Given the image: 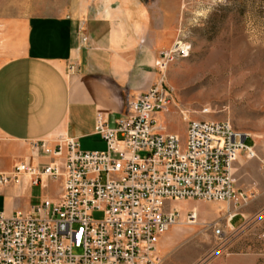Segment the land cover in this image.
Returning a JSON list of instances; mask_svg holds the SVG:
<instances>
[{
  "label": "built area",
  "instance_id": "obj_1",
  "mask_svg": "<svg viewBox=\"0 0 264 264\" xmlns=\"http://www.w3.org/2000/svg\"><path fill=\"white\" fill-rule=\"evenodd\" d=\"M166 64L158 62L161 69ZM173 103L163 80L138 95L127 94L115 127L98 116L103 151H83L66 136L55 148L33 143L55 161L41 167L20 163L13 174H0V183L19 182L27 174L33 185L43 177L63 180V191L30 213L0 216V264H159L157 244L180 217L168 201L232 202L234 165L242 152L254 155L249 135L228 121L185 118L182 140L159 125ZM95 212L103 218L93 219ZM185 217L195 224L198 212ZM235 217L229 211L227 223ZM214 231L224 235L220 226Z\"/></svg>",
  "mask_w": 264,
  "mask_h": 264
},
{
  "label": "rangeland",
  "instance_id": "obj_2",
  "mask_svg": "<svg viewBox=\"0 0 264 264\" xmlns=\"http://www.w3.org/2000/svg\"><path fill=\"white\" fill-rule=\"evenodd\" d=\"M121 1L0 0V65L11 56L3 42L14 22L66 14L108 16ZM140 1L148 13L145 41L157 45L153 84L163 80L174 99L171 112L159 116L160 127L166 126L184 140L185 118L230 122L249 135L247 143L254 152L252 156L242 152L254 162L242 177L243 183L259 186L264 182V0ZM177 43L189 48L187 56L179 45L172 52ZM161 61L169 63L167 69L158 65ZM106 147L98 138L80 142L83 151H103ZM45 191L57 197L61 186L54 182L47 190L43 186L32 188L35 206L42 203ZM194 201L167 202L168 207L179 210L180 217L165 235L166 240L159 242V264H264V192L245 207L253 209L246 214L247 219H233L234 229L227 227L224 204ZM194 207L198 221L189 224L185 216ZM102 218L103 213H93V219ZM218 226L224 230L223 236L215 233Z\"/></svg>",
  "mask_w": 264,
  "mask_h": 264
},
{
  "label": "crops",
  "instance_id": "obj_3",
  "mask_svg": "<svg viewBox=\"0 0 264 264\" xmlns=\"http://www.w3.org/2000/svg\"><path fill=\"white\" fill-rule=\"evenodd\" d=\"M147 28L148 13L140 0H122L108 16H36L11 24L3 42L11 56L0 65V174H13L23 162L41 167L55 161L34 148L35 142H45L50 148H55L61 136L79 144L85 138L105 142L96 133L98 116L115 127L126 95H138L156 80L157 45L145 41ZM163 129L168 131L166 126ZM236 164L234 200L208 202L224 204L223 217L230 211L245 220L253 210L245 207L261 197L264 182L259 186L243 183L242 177L254 165L245 154ZM54 182L61 186L59 195L45 191L42 200H58L63 191L60 179L43 177L40 185H33L25 174L19 182L0 183V216L32 212L31 189L43 186L47 190ZM190 201L194 200L177 202ZM193 209L198 212L197 207ZM232 221L228 227L234 229Z\"/></svg>",
  "mask_w": 264,
  "mask_h": 264
},
{
  "label": "bare ground",
  "instance_id": "obj_4",
  "mask_svg": "<svg viewBox=\"0 0 264 264\" xmlns=\"http://www.w3.org/2000/svg\"><path fill=\"white\" fill-rule=\"evenodd\" d=\"M178 45H179V49L182 48V49H184L186 52H188L186 45L181 46V43H177L176 46H174V47L172 48V52H175L176 48L178 49ZM168 66H169V63L167 62V64H166V69L168 68ZM165 71H166V70H165ZM165 71H164V75H165ZM177 224H178V223H177ZM230 225H231V224L228 222V223H227V227L230 226ZM174 226H175V225H174ZM158 243H159V242H158ZM157 253L159 254V244H157Z\"/></svg>",
  "mask_w": 264,
  "mask_h": 264
}]
</instances>
